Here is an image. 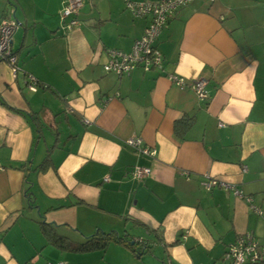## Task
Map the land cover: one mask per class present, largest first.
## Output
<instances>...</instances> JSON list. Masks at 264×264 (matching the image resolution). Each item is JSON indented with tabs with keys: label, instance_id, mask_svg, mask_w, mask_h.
Wrapping results in <instances>:
<instances>
[{
	"label": "crops",
	"instance_id": "crops-1",
	"mask_svg": "<svg viewBox=\"0 0 264 264\" xmlns=\"http://www.w3.org/2000/svg\"><path fill=\"white\" fill-rule=\"evenodd\" d=\"M64 1L0 0L21 69L0 59V264H224L238 235L264 238V0L189 2L155 40L163 70L124 74L104 70L108 50L129 52L148 17L82 0L80 24L63 30ZM135 165L150 174L133 178ZM101 232L148 248H67Z\"/></svg>",
	"mask_w": 264,
	"mask_h": 264
},
{
	"label": "built area",
	"instance_id": "built-area-1",
	"mask_svg": "<svg viewBox=\"0 0 264 264\" xmlns=\"http://www.w3.org/2000/svg\"><path fill=\"white\" fill-rule=\"evenodd\" d=\"M193 0H126L125 6L133 16L148 17V22L143 29L142 35L136 39L129 52H123L117 49L108 50L107 62L103 64L106 72H115L117 74L129 73L134 67L140 66L144 71H162L163 58L155 40L160 31L166 27L168 21L174 16L179 8L187 5ZM82 0H65L61 8L63 30L72 29L80 24L77 18V12L82 6ZM17 28V21L12 15V11L7 17L0 20V59L9 64L13 76L21 70L17 64V55L13 47V34ZM168 80L184 86L182 77L175 74H167ZM26 84L29 89H36V80L31 74H26ZM207 79L198 77L191 81L190 87L200 100L208 98L206 89ZM126 144L134 148L135 151L145 156H155L154 147L145 146L142 139L138 136H130L125 140ZM245 171V167H243ZM151 169L147 166L135 165L129 170V174L136 179H141L149 175ZM221 186L225 189H231L236 195L243 196L242 192L235 186L230 185L220 179L210 178L206 186ZM251 205V199L243 196ZM253 209L261 214L262 210L251 205ZM183 238L185 235L182 236ZM224 264H264V238L256 239L251 233L238 235L230 243L223 254ZM54 264H68L66 261H57Z\"/></svg>",
	"mask_w": 264,
	"mask_h": 264
},
{
	"label": "trees",
	"instance_id": "trees-1",
	"mask_svg": "<svg viewBox=\"0 0 264 264\" xmlns=\"http://www.w3.org/2000/svg\"><path fill=\"white\" fill-rule=\"evenodd\" d=\"M45 225H42L43 227V231L46 232L47 234V230L46 228H44ZM95 233L93 235H90L86 238V240L82 243H76V244H71V243H66L67 244V248L71 249V250H75V251H88V250H92V249H96V248H104L109 242L113 241L116 243H122L124 244L127 248H129L134 254L138 255L140 253H142L141 251H144L146 247H142L140 249H136L133 245L130 244V241H128L126 239V237L124 236H118L115 235L113 233H105V232H101L99 235ZM56 243H58L59 245L65 244V239L63 237H57L55 238Z\"/></svg>",
	"mask_w": 264,
	"mask_h": 264
},
{
	"label": "rangeland",
	"instance_id": "rangeland-1",
	"mask_svg": "<svg viewBox=\"0 0 264 264\" xmlns=\"http://www.w3.org/2000/svg\"><path fill=\"white\" fill-rule=\"evenodd\" d=\"M62 261H65V260H62ZM67 262V261H66ZM68 263V262H67Z\"/></svg>",
	"mask_w": 264,
	"mask_h": 264
}]
</instances>
